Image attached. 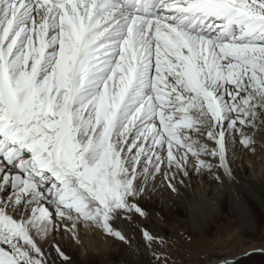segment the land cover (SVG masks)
<instances>
[{
	"label": "snow or ice",
	"instance_id": "1",
	"mask_svg": "<svg viewBox=\"0 0 264 264\" xmlns=\"http://www.w3.org/2000/svg\"><path fill=\"white\" fill-rule=\"evenodd\" d=\"M258 146L264 0H0V264H74L81 229L141 264L128 227L152 264H183V245L134 224L144 201L240 183L230 160ZM234 196L257 231L253 194Z\"/></svg>",
	"mask_w": 264,
	"mask_h": 264
},
{
	"label": "bare ground",
	"instance_id": "2",
	"mask_svg": "<svg viewBox=\"0 0 264 264\" xmlns=\"http://www.w3.org/2000/svg\"><path fill=\"white\" fill-rule=\"evenodd\" d=\"M230 165L233 169L236 181L228 182L225 180L223 184L217 183L211 180L209 177H203L202 182L194 178L191 181V188L178 185L180 189V195L174 196L166 188H159L154 196L146 199V203L151 209L149 211V220L157 223L158 227H163V222L156 216L158 213L162 218L176 219L177 211H180L184 215V219L181 222H185L189 225V228L193 231L192 226L194 222L200 221L207 217L212 216H225L232 222H235L238 226L240 233L246 232L241 225L239 216V208L236 205L234 193H237L241 187H246L249 192L253 194L254 199L251 201L258 206L260 212L264 214V205L259 194L262 192V185L264 184V151L259 146L255 154L247 153L245 151H238L234 160H230ZM188 182H186L187 184ZM159 185V181H157ZM195 198L202 199L206 207L210 208V211H204L198 213L195 217H190L188 212L189 202ZM251 207V205H249ZM254 215L255 212L252 209ZM256 216V215H255ZM190 230V231H191ZM128 236H131V227L126 229ZM191 231V232H192ZM249 232V231H248ZM254 233V232H251ZM108 239L100 231L96 229L84 230L81 229L79 235L78 244H65L66 252L74 259V264H90V255L99 252L98 248L102 246V240ZM107 245V244H106ZM109 249L108 251H113ZM259 253L258 251H253ZM248 254V253H247ZM247 254H244V258L248 259ZM264 256V254H262ZM264 258V257H262ZM237 259V258H235Z\"/></svg>",
	"mask_w": 264,
	"mask_h": 264
},
{
	"label": "rangeland",
	"instance_id": "3",
	"mask_svg": "<svg viewBox=\"0 0 264 264\" xmlns=\"http://www.w3.org/2000/svg\"><path fill=\"white\" fill-rule=\"evenodd\" d=\"M261 189L262 192L259 196L264 201V184ZM145 203L146 200L143 206L149 212L151 207ZM249 205L255 212L258 226L254 233L248 231L240 233L237 224L222 215L200 220V230L192 231L187 223L180 221L184 219V215L180 211H177L176 219L170 220L156 214L163 222V227H158L157 223L150 220H140L138 217L134 220V224L143 225L153 234L160 233L166 238L176 241L179 245H183L184 251L181 256L176 257L182 259L183 264H200V257L205 252H212L216 256L234 254V258H237L239 264H264V258H262L264 256L253 252L258 251L261 243H264V214L252 201L249 202ZM130 239L133 246L139 249L141 264H152L150 253L141 243L138 227H131ZM101 244L102 246L98 248L99 252L90 255V264H130L132 258L118 243L108 238L102 240ZM110 248L114 250L108 251ZM244 254H247L245 257L249 255L250 257L240 259L239 256L244 258Z\"/></svg>",
	"mask_w": 264,
	"mask_h": 264
},
{
	"label": "clouds",
	"instance_id": "4",
	"mask_svg": "<svg viewBox=\"0 0 264 264\" xmlns=\"http://www.w3.org/2000/svg\"><path fill=\"white\" fill-rule=\"evenodd\" d=\"M210 211L211 209L206 207L202 199L198 200L195 198V193L193 194V199L189 202L188 212L190 217H195L198 213L204 211Z\"/></svg>",
	"mask_w": 264,
	"mask_h": 264
}]
</instances>
